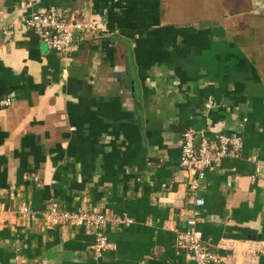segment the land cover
<instances>
[{"label":"crops","instance_id":"0c3cea01","mask_svg":"<svg viewBox=\"0 0 264 264\" xmlns=\"http://www.w3.org/2000/svg\"><path fill=\"white\" fill-rule=\"evenodd\" d=\"M48 7L75 22L86 14L92 25L74 33L70 57L22 25ZM237 8L239 24L225 16ZM248 16L261 33L244 44L255 29ZM2 27L13 35L5 44L0 36V98L12 99L0 109V264H193L173 246L190 219L218 256L222 239L264 246V8L249 0H0ZM186 129L242 141L239 156L207 171L196 191L178 164ZM256 166L263 174L251 183ZM193 198L203 205L194 208ZM22 206L35 214L28 226ZM48 206L132 223L105 225L115 249L95 260L88 230L39 220ZM254 264H264V250Z\"/></svg>","mask_w":264,"mask_h":264},{"label":"built area","instance_id":"2783aa9c","mask_svg":"<svg viewBox=\"0 0 264 264\" xmlns=\"http://www.w3.org/2000/svg\"><path fill=\"white\" fill-rule=\"evenodd\" d=\"M30 7L35 6L37 0H26ZM24 29L34 33L47 50L63 57H70L78 51L75 32L88 35L92 25L75 22L67 11L58 7H48L36 10L23 20ZM13 31L10 27L0 29L1 42H9ZM12 99L8 96L0 98V109L10 106ZM244 121V120H242ZM212 141L202 132L193 129L182 131L179 140V167L189 174V188L191 191L198 189V181L203 175L215 168L221 162L230 158H237L241 152L242 141L237 134L217 133ZM262 168L256 166L249 181L254 183L262 175ZM191 205L200 208L203 202L200 198H193ZM19 218L25 226L30 225L34 219L33 213L27 206H22L17 211ZM39 220L48 227H70L71 229L83 228L88 230L93 243L90 248L93 259H99L103 254L114 251V244L103 233L105 225L121 227L130 225L132 220L125 216L109 215L91 212H67L55 206H48L39 214ZM196 221L190 219L185 223V229L176 233L173 239L175 249L187 254L193 264H254L256 257L264 250L260 241L249 239H222L218 248L226 252L223 256L209 252L201 241L200 233L195 230Z\"/></svg>","mask_w":264,"mask_h":264},{"label":"rangeland","instance_id":"374dc122","mask_svg":"<svg viewBox=\"0 0 264 264\" xmlns=\"http://www.w3.org/2000/svg\"><path fill=\"white\" fill-rule=\"evenodd\" d=\"M244 3V2H243ZM233 7H231L232 9ZM226 17H230L231 21H234L235 23L239 24V18L242 19L243 17L241 15H239V10L238 8L234 11H232L231 13V16L229 14H226L225 15ZM248 19L246 20L247 24H249V26H254V23L255 21L256 22H259L260 23V26H261V22L259 20H255L253 19L252 17L248 16L247 17ZM246 24V23H244ZM241 27V26H240ZM255 29H252L251 32H254V34L250 33L249 35L247 34H244V39L243 41L241 42H244V44H247V43H251V41L255 38V37H258L259 38V33H261V30L259 31L258 28H259V24H255ZM242 28L245 29V26L242 25ZM240 28V29H242Z\"/></svg>","mask_w":264,"mask_h":264},{"label":"water","instance_id":"95a60500","mask_svg":"<svg viewBox=\"0 0 264 264\" xmlns=\"http://www.w3.org/2000/svg\"><path fill=\"white\" fill-rule=\"evenodd\" d=\"M249 1L251 2V5L255 8H257V7L264 8V0H249ZM84 11H86V10H84ZM81 23H87V15L86 14H84L83 20Z\"/></svg>","mask_w":264,"mask_h":264}]
</instances>
